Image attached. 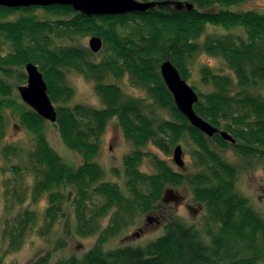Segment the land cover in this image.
Returning a JSON list of instances; mask_svg holds the SVG:
<instances>
[{"label": "trees", "instance_id": "1", "mask_svg": "<svg viewBox=\"0 0 264 264\" xmlns=\"http://www.w3.org/2000/svg\"><path fill=\"white\" fill-rule=\"evenodd\" d=\"M139 1H178L193 7L176 9L168 3L143 13L88 17L67 6L15 9L0 6V37L10 45L7 54L0 53V76H10L12 66L36 65L46 83L50 101L57 105L53 124L62 142L83 158L77 168L62 162L44 137L47 121L25 105L16 106L14 100L7 99L11 89L0 77V110L18 107L21 124L36 138L37 147L30 156V170L36 176L32 195L35 200L49 193L45 211L47 228L63 213L64 198L54 191L62 185L76 189L72 208L78 236L93 234L97 229L96 219L114 207L130 213L157 211L160 209L157 203H164L166 186L188 185L193 201L206 210L201 229L172 213L166 217L162 235L154 240L138 246L103 250L105 240L120 230L119 224L112 220L97 243L83 255H70L54 264H264V217L238 194L234 168L209 146L211 141L220 147H231L241 157L257 158L264 170V102L259 95L251 94L264 82V15L232 9L247 0ZM38 10L47 18L36 17L34 13ZM11 15L17 18L9 19ZM232 28H241L245 38L227 33ZM76 36L101 38L108 50L107 58L100 64L89 61L92 55L89 49L71 43ZM63 41L65 44H61ZM196 54L221 57L235 73L241 90L236 94L238 98L230 94L226 77L202 68L201 79L205 85H212L213 91L204 94L196 90L198 101L193 106L199 117L216 128L220 121L230 120L232 126L224 129L235 140L234 144L224 141L219 134L209 139L191 126L175 107L159 74L160 64L169 60L182 79H186L187 64ZM67 68L95 82L94 91L102 108L66 105L72 96V90L65 84L64 69ZM110 72L116 78L126 74L134 84L144 87L171 118L153 122L141 112L138 100H122L119 87L104 81ZM21 75L26 79L25 74ZM234 104L241 108L236 116L230 115ZM113 118L135 148L123 160L128 197L117 185L102 182L103 171L91 161L98 150L96 140ZM249 119H255L254 125L248 124ZM1 124L0 115V137ZM184 138L196 148L195 165L200 172L184 175L163 161H156V174L139 172L143 156L139 148L148 144L167 154L171 146ZM92 195L104 201L87 216L86 202ZM34 219V215L25 210L14 224L6 225L4 235L10 237L12 248L19 245L23 232ZM44 231L47 233L48 229ZM57 247L64 246L60 243ZM50 258L47 253L33 264H49Z\"/></svg>", "mask_w": 264, "mask_h": 264}, {"label": "rangeland", "instance_id": "2", "mask_svg": "<svg viewBox=\"0 0 264 264\" xmlns=\"http://www.w3.org/2000/svg\"><path fill=\"white\" fill-rule=\"evenodd\" d=\"M232 9L234 11L251 10L264 15V0H247ZM34 15L40 19L47 18L41 10L36 11ZM15 18L17 15L9 16V19ZM218 31L222 34L226 33L224 30ZM227 33L242 39L245 38V33L241 28H232ZM89 39L90 36H76L71 43L76 47L88 49ZM64 42L61 44H65ZM9 50V43L0 37V53L5 55ZM107 56L108 50L102 44L101 50L98 53H92L89 61L100 64ZM187 68L189 75L184 80L191 88H195V90L192 88L195 93L196 90L204 94L213 91V86L205 85L201 79L200 70L206 68L213 74L226 77L229 82L230 94L234 98H238L236 94L241 90L235 73L221 57L196 54L189 60ZM10 69L12 72L10 76H0L11 89V95L7 99L14 100L16 106L25 105L17 91L18 87L26 85V79H23L21 75L25 74L24 67L12 66ZM64 76L66 86L72 90L71 99L66 105H82L94 109L103 107L100 98L94 91L95 82L92 79L72 68L64 69ZM104 81L119 87L122 100H138L141 112L153 122L171 118L169 113L156 103L145 88L134 84L128 75L123 74L120 78H116L110 72ZM251 94L259 95L264 102V82L252 90ZM52 104L55 108L57 107L53 102ZM240 111V106L234 104L231 106L230 115L236 116ZM0 115L3 128L0 137V264H33L38 257L47 253H50L51 256L49 264H54L57 260L70 255L81 256L97 243L101 232L111 226L112 220L119 224L120 230L116 235L105 240L102 245L103 250H112L121 246H138L154 240L162 235L166 217L172 213H176L186 223L197 225L198 229L202 228L206 210L201 204L193 201L191 189L186 184L177 188L166 186V199L169 201L167 203L159 201L157 205L160 209L155 212L137 213L133 210L130 213L120 211L115 207L111 208L106 214L96 219L94 226L97 229L93 234L87 236H78L75 233L77 224L72 204L76 198V189L72 186L62 185L54 191L64 198V202L61 204L63 213L58 215L57 220L47 228L45 211L48 207L49 193L41 194L35 200L32 195L36 176L30 170L32 164L30 156L36 150V138L21 124L18 107H4L0 110ZM254 122L255 119H249L248 124L254 125ZM231 123L230 120H222L217 129L227 132L224 127L232 126ZM43 133L49 147L62 162L73 168L82 165V155L71 151L64 145L54 124L47 122ZM96 143L98 150L91 161L103 171L101 181L117 185L120 191L128 197L123 160L125 156L132 154L135 148L130 141L125 139L116 118L109 121ZM176 146H180L182 151L183 168H179L173 162L172 154ZM209 146L225 163L234 168L236 174L234 186L238 194L259 215L264 217V170L261 161L257 158L241 157L229 146L220 147L211 141H209ZM6 148L9 150L5 151ZM195 149L194 145L186 138L171 146L167 154L147 144L139 148L143 156L138 170L144 175L156 174V161H163L174 171L184 175L198 173L201 169L195 165ZM17 170H21L20 173ZM173 199L175 200L173 201ZM103 201L102 197L92 195L86 202L87 216L94 213L103 204ZM25 210L31 212L35 219L23 232L19 245L12 248L10 237L4 235V228L6 225L10 227V224L19 220V216ZM146 217H150V220L148 221ZM46 229H48L47 233L44 231ZM60 243L64 247H57Z\"/></svg>", "mask_w": 264, "mask_h": 264}, {"label": "water", "instance_id": "3", "mask_svg": "<svg viewBox=\"0 0 264 264\" xmlns=\"http://www.w3.org/2000/svg\"><path fill=\"white\" fill-rule=\"evenodd\" d=\"M171 3L176 9L186 7L187 10L192 9V4L172 2H155V1H139V0H0V6L6 8H29V7H49V6H67L74 11L91 17V16H116L132 13H143L156 6ZM102 40L99 37L92 36L88 41V49L91 53H98L102 48ZM26 75V85L18 87L17 91L21 101L40 116L45 121L53 124L56 120V110L47 94V86L42 74L37 66L27 63L24 66ZM159 74L173 98V102L177 110L185 116L191 126L203 133L206 137L211 138L215 134H219L221 139L230 143L235 140L225 131H219L208 122L199 117L193 109L194 104L198 101L195 91L180 76L178 70L169 60L162 62L159 66ZM262 121L264 123V110L262 113ZM182 151L180 146H176L173 150V162L183 168L184 163L181 159ZM167 192L164 194L163 201L166 199ZM175 199H173L174 201ZM149 221L150 217H146Z\"/></svg>", "mask_w": 264, "mask_h": 264}]
</instances>
